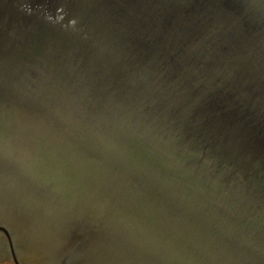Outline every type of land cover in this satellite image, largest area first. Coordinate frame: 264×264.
<instances>
[{
    "label": "water",
    "instance_id": "1",
    "mask_svg": "<svg viewBox=\"0 0 264 264\" xmlns=\"http://www.w3.org/2000/svg\"><path fill=\"white\" fill-rule=\"evenodd\" d=\"M0 223L58 264H264V0H0Z\"/></svg>",
    "mask_w": 264,
    "mask_h": 264
},
{
    "label": "flooded vegetation",
    "instance_id": "2",
    "mask_svg": "<svg viewBox=\"0 0 264 264\" xmlns=\"http://www.w3.org/2000/svg\"><path fill=\"white\" fill-rule=\"evenodd\" d=\"M0 228L4 229L6 234L0 232V264H58L52 256L47 255L46 250L42 248H33L34 258L28 259L25 253L26 248L21 247L26 244L24 240V235L17 232L16 238H13V232L9 231L8 226L6 227L4 223H0ZM22 240V241H21ZM18 241V242H17ZM21 242V244H20ZM28 243V242H27ZM20 251H19V250Z\"/></svg>",
    "mask_w": 264,
    "mask_h": 264
}]
</instances>
